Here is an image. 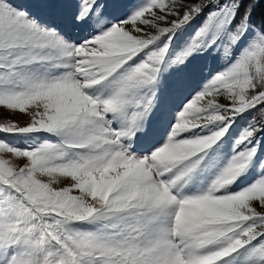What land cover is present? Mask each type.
Here are the masks:
<instances>
[{"label":"snow or ice","instance_id":"1","mask_svg":"<svg viewBox=\"0 0 264 264\" xmlns=\"http://www.w3.org/2000/svg\"><path fill=\"white\" fill-rule=\"evenodd\" d=\"M261 4L0 0V264H264Z\"/></svg>","mask_w":264,"mask_h":264},{"label":"rangeland","instance_id":"2","mask_svg":"<svg viewBox=\"0 0 264 264\" xmlns=\"http://www.w3.org/2000/svg\"><path fill=\"white\" fill-rule=\"evenodd\" d=\"M160 15H163V12H159ZM150 18V17H147ZM170 18V16L168 17ZM161 24V26H167L163 21L159 22ZM141 27H144L143 25H139ZM146 31L149 32H154V29L152 28H145ZM223 103H226V101L224 99ZM8 122H16L19 123L21 126L25 125L28 122V117L26 115H22L20 113H15V114H10L8 112H6L3 108H0V123H8ZM237 126H240V124H238ZM63 183H68L67 180H64ZM258 211H264V208H258Z\"/></svg>","mask_w":264,"mask_h":264},{"label":"trees","instance_id":"3","mask_svg":"<svg viewBox=\"0 0 264 264\" xmlns=\"http://www.w3.org/2000/svg\"><path fill=\"white\" fill-rule=\"evenodd\" d=\"M185 3H194L195 0H184ZM261 10H264V4H261L257 7L256 9V12H255V18L258 20L259 19V16H260V13H261ZM181 12H183V9H180ZM172 19H175V17L173 16H170V18H168V20H172ZM223 98H220V102L223 103ZM251 118V115L249 117H247L246 119H250ZM243 121L239 122L238 124H242ZM239 127V126H237Z\"/></svg>","mask_w":264,"mask_h":264}]
</instances>
